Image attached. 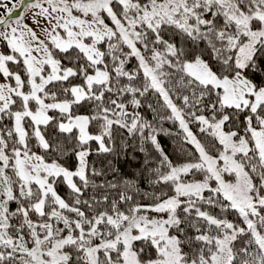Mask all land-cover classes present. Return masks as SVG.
I'll list each match as a JSON object with an SVG mask.
<instances>
[{
	"label": "snow or ice",
	"instance_id": "1",
	"mask_svg": "<svg viewBox=\"0 0 264 264\" xmlns=\"http://www.w3.org/2000/svg\"><path fill=\"white\" fill-rule=\"evenodd\" d=\"M0 264H264V0H0Z\"/></svg>",
	"mask_w": 264,
	"mask_h": 264
},
{
	"label": "trees",
	"instance_id": "2",
	"mask_svg": "<svg viewBox=\"0 0 264 264\" xmlns=\"http://www.w3.org/2000/svg\"><path fill=\"white\" fill-rule=\"evenodd\" d=\"M168 148H169V150H172L174 148V142L173 141H168Z\"/></svg>",
	"mask_w": 264,
	"mask_h": 264
}]
</instances>
